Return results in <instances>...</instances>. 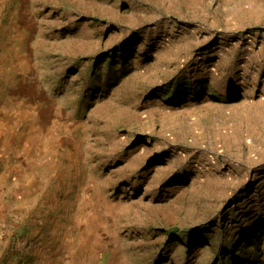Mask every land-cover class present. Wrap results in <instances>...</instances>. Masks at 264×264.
Returning a JSON list of instances; mask_svg holds the SVG:
<instances>
[{"label": "rangeland", "instance_id": "obj_1", "mask_svg": "<svg viewBox=\"0 0 264 264\" xmlns=\"http://www.w3.org/2000/svg\"><path fill=\"white\" fill-rule=\"evenodd\" d=\"M0 179V264H264V0H0Z\"/></svg>", "mask_w": 264, "mask_h": 264}, {"label": "crops", "instance_id": "obj_2", "mask_svg": "<svg viewBox=\"0 0 264 264\" xmlns=\"http://www.w3.org/2000/svg\"><path fill=\"white\" fill-rule=\"evenodd\" d=\"M5 168L7 170L4 175H8V172L11 175H23L24 172L20 170L19 167H15V165H6ZM21 168H25L21 165ZM18 176V177H19ZM25 183L23 180L19 182L18 179L15 181H7L6 179H0V240H7L5 237L12 230L19 219L24 216V212L28 205L24 200L16 201L15 197L20 195L26 190ZM9 199H11L12 203H10ZM14 199V200H13Z\"/></svg>", "mask_w": 264, "mask_h": 264}]
</instances>
